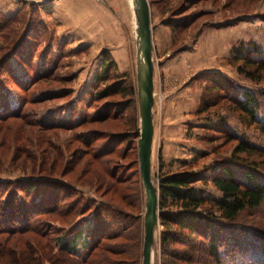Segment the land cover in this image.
<instances>
[{
    "label": "rangeland",
    "instance_id": "374dc122",
    "mask_svg": "<svg viewBox=\"0 0 264 264\" xmlns=\"http://www.w3.org/2000/svg\"><path fill=\"white\" fill-rule=\"evenodd\" d=\"M148 1L154 43L153 182L159 188L163 176H189L196 195L220 200L223 194L211 176L218 164L232 159L236 142L227 133L261 146L264 138L240 121L227 99L217 98L207 79H231L234 93L264 94V71L261 81L251 80L238 73L231 58L244 46V52L251 49L264 59V0ZM11 17L14 22L3 20ZM136 27L129 0H0V264H71L62 259L59 244L76 229L85 237L89 217L97 215L92 209L76 215L71 208L76 197L77 209L115 204L124 213L104 210L107 220L123 225L124 236L101 241L90 263L142 264L146 192L138 156ZM109 85L127 89L99 97ZM207 100H214L208 108ZM258 101L256 115L264 120V96ZM255 159L264 176L262 160ZM26 180L48 185L46 195H75L62 199L56 213L25 214L23 201L8 205L4 199L17 197L18 188L20 198H37L41 191L28 192ZM50 200H44L46 207ZM172 202L169 213L176 215L180 207ZM239 223L226 235H239L243 254L230 250L234 241L228 238L224 262L264 264V203L243 212ZM162 229L161 223L155 228L152 264H169L171 251L186 249L182 243L163 249ZM83 245L81 238L76 259L90 250ZM196 254V264L207 261L202 248Z\"/></svg>",
    "mask_w": 264,
    "mask_h": 264
},
{
    "label": "trees",
    "instance_id": "16d2710c",
    "mask_svg": "<svg viewBox=\"0 0 264 264\" xmlns=\"http://www.w3.org/2000/svg\"><path fill=\"white\" fill-rule=\"evenodd\" d=\"M3 20L12 21L13 18L11 17L7 20ZM14 21L15 20H13V22ZM1 23L3 24L4 22L1 21ZM244 50V46L243 48L242 46L235 48L234 54L231 57L233 64L238 65L237 70L240 75L257 82L261 81L263 79L264 59L255 58V53H253L251 49L247 48L246 52H244ZM108 67L109 64L105 63L104 76L107 74ZM42 71H44V69ZM38 79L39 78H36L34 82ZM99 79H103L102 75L99 76ZM28 82H22L23 87H26ZM207 85H212L213 91L217 92V98L223 97V99H227L231 103V110L238 114L242 123L249 127L256 128L264 138V120L256 115L260 104L258 99L260 95L262 97L264 96L262 91L258 96L247 91L242 94L234 93L232 91L235 90V85L231 79L224 81L221 77L214 76L207 79ZM111 87L112 86L109 85L99 90V97H106L110 92L118 94L117 91L121 92L127 89V87L123 86L114 89H111ZM129 91L130 95H135V90L130 89ZM212 101L214 100L206 101V108H208ZM5 110H7V108H5L4 111ZM227 139L236 142L232 159L227 163L218 164V170H215L211 176L213 185L223 194L222 199L213 201L207 197L196 195L194 186L192 185L193 181L189 179V176L172 175L160 178L159 194L161 202L159 204V223L163 226L161 232L164 245L163 249H166V245L174 247L179 243L185 244L186 246L183 254L171 251L172 257H169V264H181V259L188 260L185 264H196L198 260V255L196 253L199 248H202V251L207 257V261H202L201 264H212V262L214 264H226L224 259L227 260L229 258L227 248L230 249L229 246H227L230 236L226 235V231L228 232L229 229L240 224L242 213L247 209L259 208L264 203V176L258 169L259 163L254 161L256 160L255 158L259 157L262 160L261 163L264 164V146L255 145L247 138L238 137V135L231 132L227 133ZM38 182V180H26L24 184V186L27 184L28 192L33 193V191H41L37 198H33L30 201L20 198L23 194H21L18 188L17 197L9 198V196H6L4 200L10 205L14 199H20V202L23 201L26 206V209L23 210L25 214L34 211L37 212L35 214H53L56 213V211H61L59 209L62 199L65 200L75 195H71L70 191L59 193L57 198L55 196L56 194H52V192L49 193L50 195H46L44 191H47L48 185H44L43 183L38 184ZM16 184L18 185L16 182L14 186H17ZM69 190L73 193H77L74 189ZM48 197L51 199L49 203H52V205L49 204L51 206L46 207L48 202L44 203V200H47ZM169 199H173L172 205L176 204L180 207L177 213L178 215L169 213ZM80 201L81 200L76 197L71 207L75 210L74 213L76 215L86 214L90 209L96 211L97 215L89 217L91 222L88 223L87 231L84 232L85 237H81L83 230L76 229L73 233L75 235L72 237H68L63 241L62 238L59 239L58 244L62 242L59 244L58 250L62 253V259L67 260L68 263L91 264L90 258L93 256V252L100 247L104 239L112 240L119 236H124L123 233H120V230L123 229V225L121 226L120 222L115 218L107 220L106 218L109 217L104 210L115 209L117 214L123 215L124 213L120 207H117L115 204L114 206H109L102 203L100 205L87 203L86 205L82 204L81 208L77 209ZM39 210L41 212H39ZM10 212L11 215L15 213L13 210ZM23 212L17 214L22 217ZM23 220L24 219H22V224H25L26 221L24 220V222ZM73 226L74 225H72L71 228H73ZM113 227L119 228V231H115ZM185 232L189 235V238L186 240L179 237L184 235ZM192 236L195 237V239L192 240L190 238ZM238 236L239 235L229 238L230 241H234L233 249L230 250H234L237 254L242 255L244 247L239 246L240 240ZM81 238L84 241V248L90 250L86 256L82 257L80 260L78 258L81 255H78L79 257L77 259L73 255H75V247H77ZM199 238H202L201 241H197ZM167 262L168 261H166V263Z\"/></svg>",
    "mask_w": 264,
    "mask_h": 264
},
{
    "label": "water",
    "instance_id": "95a60500",
    "mask_svg": "<svg viewBox=\"0 0 264 264\" xmlns=\"http://www.w3.org/2000/svg\"><path fill=\"white\" fill-rule=\"evenodd\" d=\"M137 32V82L140 112L138 156L140 173L146 192L144 214V243L142 264H152L155 228L159 224V188L152 179V151L154 141V43L151 11L148 0H135Z\"/></svg>",
    "mask_w": 264,
    "mask_h": 264
},
{
    "label": "bare ground",
    "instance_id": "6f19581e",
    "mask_svg": "<svg viewBox=\"0 0 264 264\" xmlns=\"http://www.w3.org/2000/svg\"><path fill=\"white\" fill-rule=\"evenodd\" d=\"M129 2H130V4H131V7H132V9H134L135 10V0H129Z\"/></svg>",
    "mask_w": 264,
    "mask_h": 264
}]
</instances>
